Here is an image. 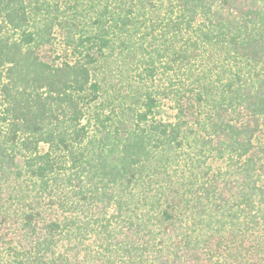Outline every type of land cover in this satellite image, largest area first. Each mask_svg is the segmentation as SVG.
<instances>
[{"label":"trees","instance_id":"trees-1","mask_svg":"<svg viewBox=\"0 0 264 264\" xmlns=\"http://www.w3.org/2000/svg\"><path fill=\"white\" fill-rule=\"evenodd\" d=\"M0 264H264V0H0Z\"/></svg>","mask_w":264,"mask_h":264}]
</instances>
